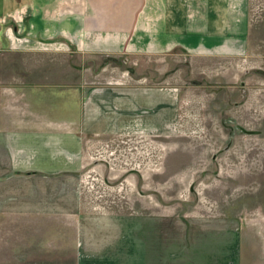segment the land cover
<instances>
[{"label": "rangeland", "instance_id": "obj_1", "mask_svg": "<svg viewBox=\"0 0 264 264\" xmlns=\"http://www.w3.org/2000/svg\"><path fill=\"white\" fill-rule=\"evenodd\" d=\"M250 14L230 56L56 57L89 80L177 88L182 115L92 143L75 174L0 168V264H264V0ZM0 60V82L29 79L14 70L27 58Z\"/></svg>", "mask_w": 264, "mask_h": 264}, {"label": "crops", "instance_id": "obj_2", "mask_svg": "<svg viewBox=\"0 0 264 264\" xmlns=\"http://www.w3.org/2000/svg\"><path fill=\"white\" fill-rule=\"evenodd\" d=\"M251 7L252 0H0V57L27 58L14 70L30 75L0 82V168L75 174L92 143L164 135L182 115L177 88L89 80L86 66H53L56 57L238 54Z\"/></svg>", "mask_w": 264, "mask_h": 264}]
</instances>
